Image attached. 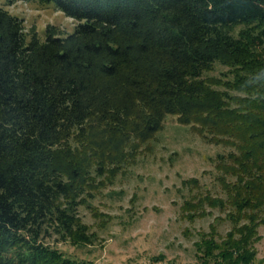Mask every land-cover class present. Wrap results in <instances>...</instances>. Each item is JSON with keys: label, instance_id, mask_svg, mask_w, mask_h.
Returning a JSON list of instances; mask_svg holds the SVG:
<instances>
[{"label": "trees", "instance_id": "trees-1", "mask_svg": "<svg viewBox=\"0 0 264 264\" xmlns=\"http://www.w3.org/2000/svg\"><path fill=\"white\" fill-rule=\"evenodd\" d=\"M25 1H54L77 23L64 35L48 24L41 39L0 5V264H97L49 239L94 242L80 206L150 148L168 115L228 148L215 156L224 194L181 205L189 219L218 208L230 224L198 231L199 264H256L264 0Z\"/></svg>", "mask_w": 264, "mask_h": 264}, {"label": "rangeland", "instance_id": "rangeland-1", "mask_svg": "<svg viewBox=\"0 0 264 264\" xmlns=\"http://www.w3.org/2000/svg\"><path fill=\"white\" fill-rule=\"evenodd\" d=\"M0 5L22 17L25 29L35 28L41 39L46 38L48 24H55L64 35L77 23L54 1L41 4L17 0L8 4L0 0ZM150 145L126 172H120L113 183L95 192L91 206H80L83 219L97 233L93 243L79 245L54 238L50 242L70 255L97 264H199L194 244L198 231L209 230L215 222L224 234L230 224L218 218L224 214L218 208L206 205L212 213L189 219L183 215L181 205L193 193L224 194L216 178L215 156L228 148L208 142L176 115L167 116ZM191 176L199 179V187L182 183L183 178ZM92 209L104 212L109 220L102 222ZM260 233L256 264H264V225ZM159 253L165 254L163 261L151 258Z\"/></svg>", "mask_w": 264, "mask_h": 264}]
</instances>
